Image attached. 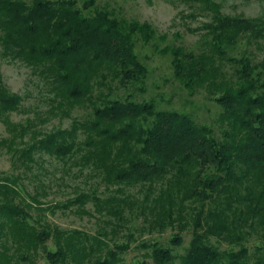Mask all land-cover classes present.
Returning a JSON list of instances; mask_svg holds the SVG:
<instances>
[{
  "label": "trees",
  "instance_id": "obj_1",
  "mask_svg": "<svg viewBox=\"0 0 264 264\" xmlns=\"http://www.w3.org/2000/svg\"><path fill=\"white\" fill-rule=\"evenodd\" d=\"M199 2L211 12L204 23L206 45L198 52L182 46L168 51L174 77L189 92L203 90L221 106L218 132L189 114L135 100L131 93L111 96L112 81L142 85L145 69L134 42L137 35L153 36L148 23L126 20L96 7L94 0L81 5L77 0H0L1 55L31 67L59 108H88L87 118L74 117L69 127L37 130L39 137L13 149L14 159L31 170L35 155L63 162L76 156L105 188L117 186L123 194L101 197L93 188L48 204L39 199L38 186L34 193L28 190L20 174L1 173L0 264H36L39 258L48 264H121L135 240L132 233L109 246L100 237L105 233L62 229L46 211L71 205L82 210L91 202L94 211L119 220L126 206L133 212L135 201L140 212L147 209L152 229L177 228L172 245L181 244L190 228L182 254L157 240L141 241L138 246L149 249L152 264H264L263 255L249 250L252 236L264 238V54L256 59L248 49H264V17L224 14L213 0ZM242 40L246 47L233 55L230 49ZM23 98L0 75V120L12 133L0 144L10 143L17 131L24 136L27 124L10 119ZM60 111L69 114L64 107ZM222 241L228 247L221 249Z\"/></svg>",
  "mask_w": 264,
  "mask_h": 264
},
{
  "label": "rangeland",
  "instance_id": "obj_2",
  "mask_svg": "<svg viewBox=\"0 0 264 264\" xmlns=\"http://www.w3.org/2000/svg\"><path fill=\"white\" fill-rule=\"evenodd\" d=\"M84 0H77L78 5ZM219 4L220 11L224 14H240L247 17H264V0H213ZM95 6L111 10L115 15L124 17L126 20L135 19L139 22L148 23L154 30L150 39L135 36L134 50L145 69V76L139 88L129 85L122 86L118 81L111 82V96L124 98L131 93L135 100H151L157 109L176 110L189 114L194 120L211 126L216 132L219 131L217 117L221 106L209 98L205 91L196 90L189 92L173 75L172 55L168 48L182 46L187 50L200 51L206 45L207 37L204 23L211 19V12L204 8V3L199 0H94ZM246 47L245 41L239 42L230 52L239 56L240 51ZM256 59L264 54L263 48L251 45L248 48ZM0 75L7 87L14 92L20 93L24 98L19 110L10 113L11 121L27 124L26 132L21 137L17 131L10 143L0 144V175L20 174L21 181L29 191L34 193L38 186L39 199L45 203L64 202L74 197L80 191H88L97 188L101 197L108 194L123 196L117 191V186L105 188L98 175L90 168L80 165L77 159L66 162L55 157L42 154L37 157L36 163H30L32 169H25L20 162L13 157V149H18L29 143L33 136L39 137L37 130L48 131L58 127H69L74 117L79 120L87 118L88 108L75 105L73 107L63 105L69 114H64L53 100V93L49 86L33 72L31 67L20 60H11L3 57L0 53ZM141 87V88H140ZM105 90V87H101ZM106 91V90H105ZM55 112V114H54ZM29 122V123H28ZM34 131L35 134L33 132ZM5 124L0 120V140L11 138ZM7 145V146H6ZM39 176L42 186H39ZM125 193L129 194V187H124ZM133 195L137 194V188L130 190ZM138 195V194H137ZM132 206L133 212L129 213V207L124 208L123 217L117 220L115 217L104 216L94 211L91 202L86 203L82 210L76 205L66 209L56 208L53 212L46 211L47 219L62 229H79L88 234H96L98 231L105 233L100 235L109 246L115 242L127 240L129 233L133 234L134 241L130 249L121 255V264H136L143 261L152 264L149 257V249L138 246L143 240H157L161 244L172 247L173 252L182 254L186 250L191 236L188 227L182 233V242L179 245L169 243L171 235L176 227H166L162 231L152 229L149 225L150 218L147 209L142 211L138 208L140 203L135 201ZM111 218V219H109ZM110 222H105L106 220ZM113 229V230H112ZM264 238L254 235L249 240V250L256 255H263L256 251V246L262 245ZM221 249L228 247L225 241L218 243ZM49 246L54 244L49 242ZM36 264H48L44 258H39Z\"/></svg>",
  "mask_w": 264,
  "mask_h": 264
}]
</instances>
